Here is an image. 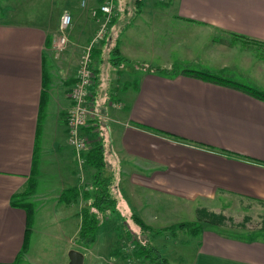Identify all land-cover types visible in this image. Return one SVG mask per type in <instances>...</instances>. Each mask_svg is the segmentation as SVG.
I'll return each mask as SVG.
<instances>
[{"label": "crops", "instance_id": "0c3cea01", "mask_svg": "<svg viewBox=\"0 0 264 264\" xmlns=\"http://www.w3.org/2000/svg\"><path fill=\"white\" fill-rule=\"evenodd\" d=\"M176 1L179 17L188 20H177L176 29L170 28L171 38L151 47L161 58V62L152 63L167 71H158L153 65L137 66L140 57L134 51L141 46L137 42L140 40L129 38V31L130 26L144 20H111L109 59L113 64L116 50L121 62L104 67L101 74L94 67L89 98L104 117L82 131L90 140L88 150L95 141L103 148L102 174L116 186L120 199L110 185L109 193L120 215L130 217L134 212L151 218L157 213L150 208V202L161 194L177 201L174 209L192 212L196 208L197 213L198 207H205L207 212L226 218L222 202H242L247 208L264 202V100L182 70L223 74L264 90V64L242 60L234 42H245L244 37L264 43V0H172L173 5ZM91 17L73 20L68 30L69 46L73 42L86 46L91 40L100 25ZM152 24L165 22L152 20ZM58 26L59 20L53 28L48 20L35 24L21 19L0 20V264L12 263L23 244L26 212L11 205V200L27 184L37 142L44 155L52 151L57 159L65 161L68 181L60 190L86 187L82 186L85 153L80 162L65 129L72 86L68 80L75 79L78 65L74 72L55 65L57 35L54 38L53 34ZM215 32L231 38L225 44L220 41L223 36L214 38ZM99 44L95 45L101 46L97 63L104 50ZM231 51H236L237 68L243 66L244 72L232 73ZM207 55L217 60L216 67H205ZM56 61L65 63V57L60 55ZM47 75V103L38 135L39 103ZM89 167L92 180L96 170ZM59 194V207L54 206L53 214L62 213L64 208L77 219L64 238L63 264H67V252L83 248L73 242L79 229L77 214L82 198L76 203H59ZM230 229L224 221L203 222L200 232L188 231L187 239H182L180 246L189 249L188 254L184 252L176 258L178 261H171L169 252L168 257H163L170 264H264L261 232L247 239L223 233ZM29 258L30 254L24 253L20 260L26 264Z\"/></svg>", "mask_w": 264, "mask_h": 264}, {"label": "rangeland", "instance_id": "374dc122", "mask_svg": "<svg viewBox=\"0 0 264 264\" xmlns=\"http://www.w3.org/2000/svg\"><path fill=\"white\" fill-rule=\"evenodd\" d=\"M82 1H85V5L81 4ZM104 1L105 0H0V20L7 19L9 21H14L21 19L34 24L48 20L53 28L64 10H68L71 13L72 20H86V15L87 18H90L91 11L94 9L91 7H93V5L98 6ZM113 1L116 5L115 20H144L141 24L130 26V28H132L129 31L131 34L129 38L132 39L137 37V39L140 40L137 42H139L141 46L134 51V53L140 57L138 58L137 66L146 65V67H151V65H153L159 67L158 65L160 64L152 62H161V58L155 53V50L152 52L151 47L155 44L165 43L164 41H166L167 37L168 39L171 38V34H169L170 28L173 30L176 29L178 26L177 20H188L187 17H179L176 9L177 1L175 5H173L172 0H141L140 5L137 0ZM91 19L95 20L92 17ZM152 20H164L165 24H152ZM108 31L109 30L103 33L101 40L97 43H100L99 45H103L104 47V50L99 56V59H102L101 62L97 63L96 61L99 53L94 57V63L91 62L93 69L95 67L99 74H101L104 67L113 65L109 59L111 55L108 54V48L111 43L108 37ZM214 34V38L216 39L222 38L223 36L220 41H223L225 44L228 43L227 38H231L226 33L215 32ZM56 35L58 38L57 27L53 37L55 38ZM242 40L245 42L237 39L234 41L241 52L239 53L240 58L248 62L255 61V63L264 64V43L250 39L247 40L244 37H242ZM68 44L64 49L67 51L63 50L64 52L62 54H57L59 51L54 49L58 52L55 53L53 51L55 57V60H53L55 61V65L58 64V68L63 67L67 71L72 68L74 72L75 64L78 65L79 58L87 45L85 46L83 44L82 46H78L74 42L70 46ZM163 53L164 52H162L160 56ZM175 53L177 56H183L180 52ZM230 53L233 54L229 58L230 61H233L230 66L234 68L232 73L237 74L242 69V72H244L245 69L243 66L237 68L239 56H236V51H231ZM60 55L65 57V63L56 61L59 59ZM142 61L145 63H141ZM216 62L217 60L214 57L207 55L204 65L206 68H214L216 67ZM243 63L245 62L243 61ZM174 68L177 69L176 65ZM134 72L140 71L135 70ZM72 75L75 76L74 73ZM47 78L48 75L45 76L46 85H48ZM68 81L71 85L74 83L75 79L71 77ZM237 81L246 83L241 80ZM105 96L108 99L111 98V95L108 93H105ZM49 142L50 140L48 143ZM65 146L67 147L66 144L64 148ZM36 155L38 158L35 175L36 187L31 195L24 197L32 206L28 226L30 229L29 243H27L26 250L24 251V253L30 254V258L27 262L24 261V263L63 264L65 256H63L62 253L66 245H64V238L71 233L73 223L77 221L75 215L69 213L70 210H65L64 208L61 209L62 213L53 214L54 206L59 207V205L56 204L57 195L63 191L60 190L62 188L59 187L62 186L65 181H68L66 165L65 161H62L60 158L57 159L52 151L44 155L41 150L38 149ZM82 167L85 173L82 186H86L87 188L92 182V170L86 164ZM110 187L117 196V199H120V196L116 192L115 184L110 183ZM26 189L27 184L23 191ZM83 189L84 188L81 190ZM167 197L168 196L160 194L158 195V200L150 202V208L157 214H152L151 218L147 216H140V218L151 228V230L148 229V231L144 228L145 232L143 234L145 235L142 236V238L146 237L148 243L152 245L162 257L169 256L170 260L173 261L183 256L184 252L188 254L189 249L180 246V244H182L181 242H183L182 239H187L188 237V229H182L177 226L172 228V226L180 222H190V220L197 221L198 217L196 208H194L192 212L189 209H174L175 202L177 203V201ZM17 198L20 199V197ZM118 202V205H120V200ZM59 203L65 202L59 201ZM222 204L224 214L227 216L223 219L224 225L231 228L230 230H223V233L232 237L238 235L241 238L243 235L247 239H252V237L259 236L261 232V239H264V202L252 203L249 208H247L246 204L237 201L222 202ZM198 208L201 209L205 207ZM136 212L141 213L139 210ZM120 214L114 210L109 215L107 213L106 219L96 234L95 241L89 246L80 248V250L76 247L77 250L84 253L83 264H151L149 260L136 259L131 256L133 250L137 247L135 245L136 238L134 234H128L127 231L133 224L130 217H125ZM244 229L249 231H244ZM73 242H75V238ZM166 253H168V256H166ZM176 261H178V259H176ZM22 263L23 261L19 264Z\"/></svg>", "mask_w": 264, "mask_h": 264}, {"label": "trees", "instance_id": "16d2710c", "mask_svg": "<svg viewBox=\"0 0 264 264\" xmlns=\"http://www.w3.org/2000/svg\"><path fill=\"white\" fill-rule=\"evenodd\" d=\"M139 2V5L141 3V0H137ZM115 16H112L111 20L114 19ZM111 23V22H110ZM100 52V47H93L90 51L91 58H94V55L96 56ZM116 50H113V55H115V59H113L114 65H120L121 58L115 54ZM94 54V55H93ZM123 61H125L122 58ZM148 68V67H147ZM158 71H167L165 69H162L160 67H155ZM172 69L168 71H172ZM182 73L198 77L204 80L217 82L226 86L234 87L241 89L252 96L259 98L261 100H264V90H259L244 84H241L239 82H235L223 74H213L207 71H199V70H191V69H183ZM47 88L48 85H46L45 80L43 83V90L41 92V100L39 103V117L37 121L38 129L37 134L39 135L41 132V122L42 118L44 116V111L47 103ZM37 144H35L33 155H32V164H31V170L30 175L28 177L27 181V189L25 191L17 192L12 195L11 205L20 206L24 208L26 212V219H27V227L25 229L24 237H23V244L21 246V250L18 252L16 258L12 263L9 264H19L20 259L22 258L24 251L26 250L27 243H29V236H30V229H29V222H30V213L32 212V206L31 203L27 202L24 197H27L31 195L36 187V171H37V164H38V158H37V150L39 149L37 147ZM85 163L88 166H91L95 168L96 172L93 174L92 182L89 187H83V190H80L77 186L70 187L65 190H63L59 195V201H64L65 203H76L79 201L80 198H82V205L80 210L78 211V216L80 218L79 223V229L77 232V235L75 237V243L81 245V246H89L92 244L96 239V234L106 219V214L108 215L115 209H116V200L114 197L111 196L109 193V179L108 177H105L102 173V168L105 166V161L103 158V148L100 144V142L95 141L88 151L85 152ZM82 189V188H81ZM17 197H20L17 198ZM197 221L193 222H180L177 224H174V226H177L179 228H185L188 229L190 233H198L202 229V223H212L214 221L222 222L224 217L222 215L212 214L207 212L206 209L201 208L197 209ZM210 217H212L210 219ZM108 218V217H107ZM131 222L133 226H130L127 233L128 234H134L136 238L135 245L137 246L131 256H133L136 259H146L151 262V264H170L167 259L162 257L159 252L148 243V240L145 238H142L145 234L144 228L148 231V229L151 230L149 226H147L144 221L137 216L136 214L132 213L130 216ZM214 219V220H213ZM141 234V235H140ZM115 253V252H114Z\"/></svg>", "mask_w": 264, "mask_h": 264}, {"label": "built area", "instance_id": "2783aa9c", "mask_svg": "<svg viewBox=\"0 0 264 264\" xmlns=\"http://www.w3.org/2000/svg\"><path fill=\"white\" fill-rule=\"evenodd\" d=\"M81 4L85 5V1H82ZM115 15L116 5L113 0H105L98 7L92 9L91 16L98 20L100 25L79 58L75 81L69 92L70 106L65 114V129L69 144L77 154L80 162H82L83 153L88 150V144L90 143L88 135H85L82 130L91 124L93 125L95 120L104 117L94 109L92 106L93 101L89 98L91 94L90 86L94 81L90 51L101 40L103 33L109 30L110 19ZM72 19L68 10H64L60 15L58 38L55 44V49L58 51H63L68 44V30L72 26Z\"/></svg>", "mask_w": 264, "mask_h": 264}, {"label": "water", "instance_id": "95a60500", "mask_svg": "<svg viewBox=\"0 0 264 264\" xmlns=\"http://www.w3.org/2000/svg\"><path fill=\"white\" fill-rule=\"evenodd\" d=\"M68 258L67 264H83L84 254L77 249H70L68 251Z\"/></svg>", "mask_w": 264, "mask_h": 264}]
</instances>
